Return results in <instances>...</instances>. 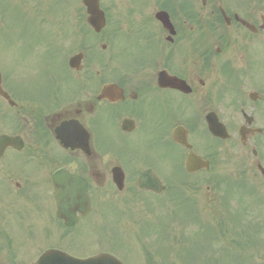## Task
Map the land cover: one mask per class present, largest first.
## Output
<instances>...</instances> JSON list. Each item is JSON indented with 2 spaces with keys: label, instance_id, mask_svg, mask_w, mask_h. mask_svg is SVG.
<instances>
[{
  "label": "flooded vegetation",
  "instance_id": "flooded-vegetation-1",
  "mask_svg": "<svg viewBox=\"0 0 264 264\" xmlns=\"http://www.w3.org/2000/svg\"><path fill=\"white\" fill-rule=\"evenodd\" d=\"M83 1L36 8L23 38L3 37L19 1L0 0V264H39L48 251L129 264L114 250L121 235L131 253L122 206L156 213L185 187L205 189L210 213L226 173L264 204V0H99L100 32ZM156 182L164 193L142 189ZM107 220L85 249L61 243Z\"/></svg>",
  "mask_w": 264,
  "mask_h": 264
},
{
  "label": "rangeland",
  "instance_id": "rangeland-1",
  "mask_svg": "<svg viewBox=\"0 0 264 264\" xmlns=\"http://www.w3.org/2000/svg\"><path fill=\"white\" fill-rule=\"evenodd\" d=\"M25 5V7L23 6ZM20 8L23 6L24 10H28L29 8V4L25 3H19ZM27 19V16H26ZM26 19H22V15L18 17L13 21V28H12V23L8 25V33L5 34L8 37H14L16 34L20 33V32H26L24 29H22V24H26L28 22V20ZM12 30H14V34H12ZM1 38V36H0ZM2 39V38H1ZM4 42H0V63L1 65H5L8 63V57H7V53L5 51ZM232 174L230 173H226V176H230ZM233 176V175H232ZM233 178V177H232ZM248 181V179H247ZM200 200H202L200 198ZM222 203H213V205L210 208V211L212 214H214V216L217 214H219V216L221 217V220L219 222H217L215 225H213L214 221L213 219H209L204 217L203 218V214H205V212L207 211V209L205 208L204 210V206H202L200 204V209H201V213L198 210H195L194 215H196L197 218H199L201 220V218H203V224L207 223L210 224L213 229H215L216 231H218V234L220 236L221 239H224V243H226L228 245V247L232 248L234 247L233 244L230 243V238H228L229 236L233 237V236H237L238 234H244L247 235L249 234L246 238H242V239H236L238 241H243L245 243L244 247L241 250V256L244 258H251V256L253 255V247L251 244H246V242L252 237V233H255L253 230L254 225H258L260 224L262 226V232H264V217L259 216V212L257 213L258 215V220L255 218V220L250 217L251 216V212L247 211L246 216H244L243 214H241V218L243 220H239L240 222H242V226H239V224H234L237 223V219L236 216L234 215L236 213V209L237 207H234L233 205H231V209L229 208L228 213L222 215V212L224 211L221 207ZM237 206V205H236ZM193 209V208H192ZM196 209V208H195ZM255 214V213H254ZM219 217V218H220ZM248 218V219H247ZM220 223H223V228L219 229V225ZM191 224L195 225V223L191 222ZM179 227V232H185L183 233L185 236V239L187 240V243L182 244V245H178V251L177 254L175 253V251H172V259L174 260V258L177 256V264H208L210 263L209 260L214 258V257H218L220 256V251L221 249L217 250L215 249V247L217 246V244H214L213 242L209 243L212 245V247H203L202 243H203V239L206 238L208 239L210 236V233H202L199 230H196L194 227L192 226H185V223H179L176 224ZM251 228L250 231H246L244 232L242 230V228ZM99 227V228H97ZM97 228V229H96ZM81 233H85V234H80L77 236V238L74 237H67L66 239H64L63 241H61V243L65 246H68L70 249L72 250H83L86 248V246L88 244H90L94 239H95V233H106V229H103L100 227V225L96 226L95 228L88 230L87 232H81ZM176 234V233H175ZM173 234V235H175ZM182 235V233H179V237ZM262 235L256 234V237H258L257 239L259 240L260 237ZM255 237V238H256ZM181 240V237H180ZM56 242L59 243V240H56ZM243 242H241L242 244H244ZM256 244L260 243L259 241H255ZM140 244H138L139 246ZM165 246V242L163 243L162 247ZM201 247V249H200ZM165 248V247H164ZM114 250L117 251V253H121L123 255H125L129 260L130 263L129 264H139L138 263V258L137 256H139V254H137L136 257L130 255V253L128 252V248L126 247V241L125 238H123V236H116V242H115V246H114ZM186 254L190 255L191 261L194 260L195 258H197L199 256V254L201 255L199 258H197L196 261H187V256ZM130 255V256H129ZM253 261V260H252ZM249 261H247L246 264H252ZM146 264V261H145Z\"/></svg>",
  "mask_w": 264,
  "mask_h": 264
},
{
  "label": "water",
  "instance_id": "water-1",
  "mask_svg": "<svg viewBox=\"0 0 264 264\" xmlns=\"http://www.w3.org/2000/svg\"><path fill=\"white\" fill-rule=\"evenodd\" d=\"M92 14L95 15L96 14V9L92 10ZM93 261L88 260V261H83L82 264L86 263V264H91Z\"/></svg>",
  "mask_w": 264,
  "mask_h": 264
}]
</instances>
